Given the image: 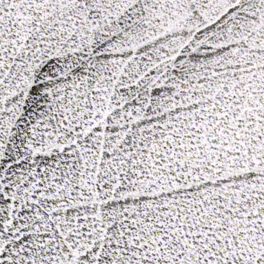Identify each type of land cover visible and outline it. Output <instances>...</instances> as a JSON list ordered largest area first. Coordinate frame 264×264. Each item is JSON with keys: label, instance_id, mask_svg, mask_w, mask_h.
<instances>
[{"label": "snow or ice", "instance_id": "snow-or-ice-1", "mask_svg": "<svg viewBox=\"0 0 264 264\" xmlns=\"http://www.w3.org/2000/svg\"><path fill=\"white\" fill-rule=\"evenodd\" d=\"M0 264H264V0H0Z\"/></svg>", "mask_w": 264, "mask_h": 264}]
</instances>
